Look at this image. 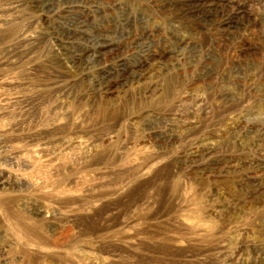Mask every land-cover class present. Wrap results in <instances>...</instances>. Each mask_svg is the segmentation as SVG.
<instances>
[{
    "label": "rangeland",
    "instance_id": "1",
    "mask_svg": "<svg viewBox=\"0 0 264 264\" xmlns=\"http://www.w3.org/2000/svg\"><path fill=\"white\" fill-rule=\"evenodd\" d=\"M0 264H264V0H0Z\"/></svg>",
    "mask_w": 264,
    "mask_h": 264
}]
</instances>
